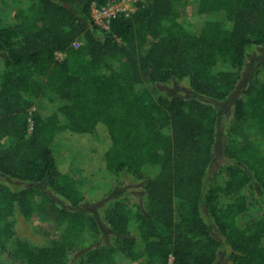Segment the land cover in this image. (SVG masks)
Returning a JSON list of instances; mask_svg holds the SVG:
<instances>
[{
	"label": "trees",
	"instance_id": "1",
	"mask_svg": "<svg viewBox=\"0 0 264 264\" xmlns=\"http://www.w3.org/2000/svg\"><path fill=\"white\" fill-rule=\"evenodd\" d=\"M112 1L27 0L0 24V176L21 184L0 180V251L20 264H67L63 244L35 248L16 235L17 217L36 213L64 223L71 242L89 220L106 232L72 249L86 264H214L223 247L229 264H264V63L263 79L239 89L249 49L264 47V0H196L204 18L193 30L180 22L182 0L139 2L103 29L91 6ZM179 82L188 97L157 88ZM44 94L59 100L53 112L30 114L29 99ZM230 99L228 131L246 124L263 141L229 140L228 177L212 185L217 105ZM125 177L144 183L137 210L117 195ZM107 197L103 231L82 205Z\"/></svg>",
	"mask_w": 264,
	"mask_h": 264
},
{
	"label": "rangeland",
	"instance_id": "2",
	"mask_svg": "<svg viewBox=\"0 0 264 264\" xmlns=\"http://www.w3.org/2000/svg\"><path fill=\"white\" fill-rule=\"evenodd\" d=\"M27 0H11L10 3L5 7L4 10H0V24L7 23L8 20L12 19L14 13L19 9L23 8ZM127 11H131L133 6L130 2L125 4ZM176 9L179 13L180 22L188 30H193L200 27L203 22L204 16L200 15L197 12V2L196 0H182L176 5ZM229 25L226 24V27ZM77 45H80V41H76ZM4 55L0 53V73L6 69L4 63ZM65 57V54L58 52L56 54L57 60H62ZM246 67L242 73L241 83L239 84V89H243L245 85L251 81L255 76L258 80H262V74L257 75V70L264 63V47L251 48L248 51V58L246 60ZM160 93L171 95L178 94L183 97H188L190 95V90L188 89L185 83L179 82L174 85H164L157 87ZM152 91L154 88L150 87ZM155 91V90H154ZM157 95V92L155 93ZM235 97V95L233 96ZM233 99L228 100L224 104H218V109L221 113L220 121L218 124V138L217 144L214 149V156L208 168V181L212 185L223 184L228 177V171L225 168L228 158L225 155V148L228 144V141H232L233 144H240L246 138L253 139L255 144L259 145L263 141V135L253 127L242 124L238 126L237 131L234 134H231L228 131V125L232 122V106ZM30 107L28 112L31 114L33 112H40L42 115H49L53 112L56 105L59 103V100L53 97L50 94H44L35 98L29 99ZM30 133V131L28 130ZM0 180L7 183L11 188L15 189L20 187V182L5 179L0 176ZM82 189L87 194L92 190L91 183L82 181ZM165 182V181H164ZM163 186V182L161 183ZM117 195H125L129 199V207L132 210H137L143 206V198L145 195L144 192V183L139 180L136 181L131 177H125L122 179L119 184ZM105 199V200H104ZM99 202H91L86 200L83 203V207L87 208L90 213L93 214L95 219L101 224L103 231H106V223L103 220V212L108 203L110 204V198H104ZM92 220L88 221V226L86 229L85 238L79 242H71L68 239L66 225L64 223H51L49 220H46L36 213L29 219H24L17 217L15 222L14 231L17 236L21 237L24 240H27L33 247L38 248L41 246H51L55 243H61L70 251L66 257L67 264H86L83 259L80 260V252H73L72 249H81L82 246L90 245L96 239L100 242L107 241L106 232L103 235L96 234L95 230L92 227ZM131 233L138 234L137 229L132 228ZM105 235V236H104ZM98 240V241H99ZM228 253L229 250L226 247H223L219 252V255L214 264H229L228 262ZM173 260V259H172ZM129 263V262H128ZM0 264H20L14 261L9 255L3 250L0 251ZM96 264H117L112 258L111 259H101ZM130 264H138L137 262H131ZM171 264V261H170Z\"/></svg>",
	"mask_w": 264,
	"mask_h": 264
},
{
	"label": "built area",
	"instance_id": "3",
	"mask_svg": "<svg viewBox=\"0 0 264 264\" xmlns=\"http://www.w3.org/2000/svg\"><path fill=\"white\" fill-rule=\"evenodd\" d=\"M145 0H119V1H112L107 3L104 6H97L96 4H92L91 6V15L93 18L94 23L103 28L108 29L110 21L117 16L118 14H125L130 15L132 12H134L137 8V4L139 2H143ZM127 2H130L133 6V9L131 11L126 10L125 4ZM74 46H78L76 41L74 42ZM58 54V52L56 53ZM28 130L31 132L32 130V123L29 122ZM172 257H170V261L172 263ZM169 261V264H170Z\"/></svg>",
	"mask_w": 264,
	"mask_h": 264
}]
</instances>
